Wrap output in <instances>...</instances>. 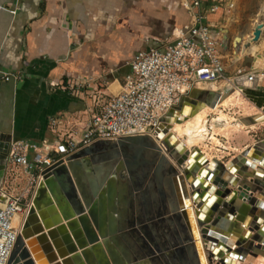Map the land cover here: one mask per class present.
I'll return each mask as SVG.
<instances>
[{"label":"water","instance_id":"water-1","mask_svg":"<svg viewBox=\"0 0 264 264\" xmlns=\"http://www.w3.org/2000/svg\"><path fill=\"white\" fill-rule=\"evenodd\" d=\"M262 27L257 25L252 32L253 42L259 40ZM235 40L241 43L239 37ZM219 98L216 92L206 94L193 89L162 119L164 124L157 134L165 133L174 114L186 105L214 106ZM257 116L244 117L240 123L259 124ZM147 139L138 136L99 141L43 171L7 264H144L143 251L147 258L152 255L144 249V237L150 234L168 241L154 246L164 264L168 247L174 249L179 260L184 255L182 263L204 264L189 216L177 194L176 180L183 179L190 189V194L185 193L187 203L192 202L197 209L196 221L209 264L213 262L212 249L230 250L231 240L236 242L233 255L241 261L264 258V173L254 167H264V140L226 164L216 159L208 161L199 149L190 152L179 143L174 151L172 144L166 143L168 157L181 169L180 175L172 164L165 171L168 163L164 165V157L158 161L145 151ZM12 141V136L0 134V181ZM211 179L218 186L216 196L223 202L217 217L204 223L201 217L205 206L201 208V204H206L216 191L209 183ZM229 185L235 189L231 193ZM232 216L235 227L250 217L249 233L238 229L225 235ZM153 221L156 227L150 223ZM78 250L80 253L75 255ZM219 258L216 264H224L226 259L222 255Z\"/></svg>","mask_w":264,"mask_h":264},{"label":"crops","instance_id":"crops-1","mask_svg":"<svg viewBox=\"0 0 264 264\" xmlns=\"http://www.w3.org/2000/svg\"><path fill=\"white\" fill-rule=\"evenodd\" d=\"M229 1L233 5L230 9L225 5L223 10L216 13H209L208 5L202 6L207 21L223 33L221 57L226 73H229L227 67L232 65L233 70L241 71V75L250 73L249 68L240 66L245 65L242 63L246 58L252 57L253 67L259 68L256 73L261 74L264 69V52L260 53L264 46V2L257 7L249 24H241L242 8L247 0ZM184 2L185 0H0L1 7L11 10L17 8L15 15L0 10V69L4 72H21L19 79L9 82H5L0 75V134L12 136L13 141L52 142L58 137L67 136L79 141L84 125L97 110V105H102L108 97L120 92L124 78L130 72L128 63L132 56L151 47L162 49L171 45L189 25L190 18ZM258 23L263 24L260 39L249 45L248 33ZM236 37L241 39V43L235 40ZM239 61L241 63L237 66ZM239 77L242 76H231L233 83L224 80L200 87L199 90L206 94L217 91L226 99L238 89L239 101L243 104V93L259 87L262 92L260 96L257 95L260 98L254 100L255 113L246 116L257 114L259 121L264 122V113L261 111L264 110V74L259 77L258 82L252 83L253 87H237L234 82ZM74 88L76 91H72ZM212 89L216 91H210ZM198 105L188 104L176 112L167 127L174 122L179 123L178 120L187 108L192 114ZM187 118L185 116L180 122ZM233 123L241 127L238 122ZM257 126L258 124L248 126V130H254ZM247 132L249 137L247 135L248 140L243 147L232 149L224 145L220 151L231 153L233 158L247 147L264 140V137L258 138L252 132ZM196 148L191 147L189 150ZM199 151L206 159L212 160L203 150ZM254 167L264 173L263 168L258 165ZM211 168L215 170L216 166ZM209 183L211 185L212 181ZM229 189L231 193L234 188ZM216 192L217 190L211 194L206 204H201L202 208H206L203 214L206 223L213 221L217 217L216 212L221 209L223 199L218 198ZM223 220H227L225 216ZM235 222L232 216L226 224L228 230H223L225 235H229L231 231L237 232L238 229L249 233L252 223L250 217L244 222H238V227L233 226ZM231 242H234L230 247V252L233 253L236 242ZM79 253L80 250L75 255ZM219 254L220 251L217 255ZM228 255L223 253L224 258L229 259ZM230 259L236 263L235 259ZM253 259L255 262L251 264H264V258L260 256ZM249 260L247 258L238 262L242 264Z\"/></svg>","mask_w":264,"mask_h":264},{"label":"built area","instance_id":"built-area-1","mask_svg":"<svg viewBox=\"0 0 264 264\" xmlns=\"http://www.w3.org/2000/svg\"><path fill=\"white\" fill-rule=\"evenodd\" d=\"M203 5H208L209 13L223 10L225 5L227 9L233 6L229 0H185L189 25L171 45L162 49L151 47L132 56L128 63L130 72L120 92L97 105L79 141L67 136L52 142H11L0 181V264H7L10 259L23 225L21 219L32 205L43 171L95 142L147 135L159 137L157 129L163 126L162 119L180 106L198 84L224 80L233 83L226 77L221 57L223 33L207 21ZM0 10L15 15L17 8L0 6ZM0 75L9 82L19 79L21 72L0 69ZM242 77L258 82L262 74L244 73Z\"/></svg>","mask_w":264,"mask_h":264},{"label":"bare ground","instance_id":"bare-ground-1","mask_svg":"<svg viewBox=\"0 0 264 264\" xmlns=\"http://www.w3.org/2000/svg\"><path fill=\"white\" fill-rule=\"evenodd\" d=\"M257 25L259 26L260 24H257ZM257 25H256V27H257ZM262 25L263 24H261V26ZM252 43H253V38H250L249 45ZM218 82H220V81L213 82V83H204V84L200 83V84H198V88H200V87L203 88V86L205 87V86L213 85V84H216ZM234 83L237 87H253L252 86L253 82H251V81L249 82L246 78H243V77L237 78ZM210 91H216V90L212 89ZM239 92L240 91H238L236 89L234 91V93L231 94L226 99H223L225 97L224 95L218 93L220 95V98L218 99V101L215 103L214 106H209V105H206L204 103L199 104L198 106H196V109L193 110L192 114L189 113L190 111L187 108V110H185V112H184V114H182V116H184V117L188 116V118L189 117H191V118H189L186 122H184V124H174V126L172 127V131L170 130V133H167V131L169 129V127H167L168 126V124H167L166 132L163 134L160 133L159 137H153L151 135H147V137H149V139H147L148 141L146 142V144H148V145L143 146V148H145V151H147L150 155H155L156 160H158V161L161 159V157H164V159H165V161H163L164 165L168 163L167 164L168 166L165 167V171H167L169 165H171V162H170L171 159L168 157V155L166 153V148H167L166 143L167 144H169V143L174 144L175 146H177L179 143H181L182 147H184V149H186V150H189L190 147L196 148L197 146H195L194 144H198L200 141H202L204 139L203 133H205V131H206L205 130V124H206L207 116L209 115L210 111L217 110L219 105L223 104L224 101L228 100L229 98L233 97L235 94H238ZM216 93H217V91H216ZM182 116H181L180 120H178L179 122L181 121L182 118H184ZM174 133L180 138L176 137V135ZM166 135H168V136H166ZM164 139H166V140H164ZM119 150H120V148H118V151ZM172 150H174V149H172ZM174 151H176V150H174ZM201 156H203V155H201ZM249 163H251V162H249ZM213 166L214 165H212L211 167H213ZM258 166L264 169L263 165H258ZM193 168H194V166L191 167V169H193ZM179 174L182 175L181 172ZM181 178L183 179V176H181ZM176 181H177L176 182L177 183V194L179 196L180 202H182L181 208H183L186 211L187 215L189 216L190 222L192 224V228L194 230L195 238H196V240H198L197 241V247L200 249L203 263L209 264L208 254L204 250L203 243L200 239V233H199V229H198V225H197V221H196V210H197L196 206L192 202L187 203L188 198L185 197V193L190 194L189 186L188 185L186 186V182L184 179H183V182H180L179 180H176ZM210 181H212V185H214L216 187V190H217L218 186L213 182V179ZM230 187L227 186V189H229ZM231 189H233V187H231ZM229 192H230V190H229ZM243 201H245V198L243 199ZM201 208H202V206H201ZM26 216L24 217V219H21L22 224H24ZM201 218H203V215ZM150 223H152L153 226L156 227L157 222L153 221ZM152 232H154V231H152ZM166 242H168V241L161 240V239L155 237V235H153V234H150L147 238L144 237V243L146 244V245H144L145 246L144 249L148 250L149 252L151 251L150 253L152 255L149 258H147V255L143 251V255H144L143 256L144 257L143 263L144 264H160V262H161V264H164L161 261V259L159 260L160 257L156 253V251L154 250V246L163 245V244L165 245ZM232 243H234V242H232ZM179 246H181V245L178 244V247ZM173 250L174 249H171L170 247H168V249L165 250V252L168 253V257L166 259L167 264H187L186 262L182 263L180 261L181 258L184 257V255H182L180 260H179V258L174 254ZM219 251H220V254L217 255V253ZM219 251H217V248L212 249V251H211V253L213 255L212 261L218 262L220 260L219 256L220 255L223 256V253H227L230 255V258L236 260V263L235 262L233 263V261L230 258L229 259L225 258L226 261L224 262V264H232V263L233 264H239L238 261H240V259L237 258L236 256H234L233 253L230 252V250H226L223 252L221 250H219ZM140 252H142V251L140 250L139 253Z\"/></svg>","mask_w":264,"mask_h":264},{"label":"rangeland","instance_id":"rangeland-1","mask_svg":"<svg viewBox=\"0 0 264 264\" xmlns=\"http://www.w3.org/2000/svg\"><path fill=\"white\" fill-rule=\"evenodd\" d=\"M263 2H264V0H247V3H245V6H243V8H242L243 16H242L241 24H249V22H251V19L254 16V13L257 11V7H259ZM262 21H264V20H262ZM260 51H261L260 53L263 54L264 46L261 47ZM240 63H241V61H239L237 63V66H239ZM242 64H245V65H241L240 67L249 68L250 73H256L257 70L259 69V68L253 67V58L252 57L248 58V59L246 58ZM233 66L234 65H232V67H230V68L227 67V69L229 70V73H228L229 76L226 73V77L231 78V76H239V75L242 76L241 75L242 73L240 70H236V71L233 70ZM261 72H262L261 74L263 76L264 69ZM72 91H76V88H74V90H72ZM261 92L262 91L260 90V88L257 87V89L243 93V97H244L243 98L244 99L243 104L239 101L240 100V98H239L240 92H239L238 94H235L233 97L224 101L223 104L219 105L217 110L210 111V113L206 119V124H205V130L206 131H205V133H203L204 139L202 141H200L198 144H194V145L198 146L200 144L198 149L203 150V153L207 154L209 156V158L216 159V160L220 161L221 163L226 164L227 162L233 160L236 156L232 158L233 155H231V153L225 154V153H223V151L221 152L220 150L222 147H224V145H226L227 147H232V149H234V148L239 149V148L243 147L244 144L248 140L247 135L249 134V132H247V131L252 132V135L257 136L258 138H263L264 137V122L259 123L258 126L256 128H254V130H248L249 129L248 126H245V125L240 123L241 118L248 117L246 115H250L251 113H255L254 112L255 109H253V108L255 107L256 103L254 102V100H257L258 98H260V97H257V95L260 96ZM193 98L194 97H191V99H193ZM246 100H248L250 102V105L247 103ZM228 103L229 104L232 103L233 105L232 104L229 105ZM221 106H224V107H221ZM220 107H221V109H219ZM261 111H263L262 113H264V110H261ZM211 113H213V114L215 113L216 115L210 116ZM209 116H210V118L208 119ZM182 117H184V116H182ZM189 118H191V117H189ZM189 118H187V119H185L179 123H177V122L172 123L171 126L169 127L167 133H170V130L172 131V127L174 126V124H184V122H186ZM235 121L238 122V124L241 127L234 125L233 122H235ZM207 131H208V135H207ZM206 135H207V139L205 140ZM176 137H178V136L176 135ZM248 137H249V135H248ZM178 138H180V137H178ZM171 164L175 170H177L178 172H181V169H179V167L177 166L176 162L173 159H171ZM251 262H255L253 258H251L246 263H242V264H251ZM212 264H216V262L213 261Z\"/></svg>","mask_w":264,"mask_h":264}]
</instances>
